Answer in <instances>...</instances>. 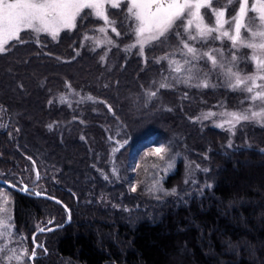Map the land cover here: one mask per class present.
I'll return each instance as SVG.
<instances>
[{"label":"trees","instance_id":"16d2710c","mask_svg":"<svg viewBox=\"0 0 264 264\" xmlns=\"http://www.w3.org/2000/svg\"><path fill=\"white\" fill-rule=\"evenodd\" d=\"M78 20L58 39L24 31L25 43L0 53V178L65 205L0 184L12 193L15 229L31 242L35 224L61 225L70 214L36 235L34 264H264V128L196 119L235 107L241 92L214 73L209 87H196L186 66L177 73L156 58L157 42L144 58L93 48L83 35L100 20ZM176 27L159 42L179 45ZM111 136L120 144L113 155ZM160 144L176 156L161 183L176 190L169 195L146 186Z\"/></svg>","mask_w":264,"mask_h":264},{"label":"snow or ice","instance_id":"6c2138e0","mask_svg":"<svg viewBox=\"0 0 264 264\" xmlns=\"http://www.w3.org/2000/svg\"><path fill=\"white\" fill-rule=\"evenodd\" d=\"M214 2L217 0H0V53L8 50L6 45L11 41L25 43L21 38V33L24 31L34 33L37 40H39L41 33L58 39L61 31L76 28L77 19H83L88 15H93L104 21V26L98 29L99 32L106 33L111 28V31L119 36L120 32L117 31L115 22L109 19L106 5L112 9H117L121 7L122 3H125L128 15L136 21V27L133 29L136 41L131 47L139 45V55H144L145 45L160 41L161 38L172 32L179 22L183 26L184 33L180 40L183 46L181 54L185 57H191V59L186 58L184 64L191 65L192 60L206 58L211 62L213 69L221 68L224 70V75L229 81L227 84L229 89L250 94L248 99L253 102V105L257 101L264 104V83H257V81H264V0H256L255 3L251 4L250 0H228V3L221 9L213 8ZM233 3L239 5L238 10L232 8ZM202 9L207 10L209 15L215 16L214 26L204 23ZM225 9L236 11L235 16L225 19ZM85 10L90 11L86 12ZM250 11L258 14L255 19L259 20V27L262 30L254 31L248 28L245 21ZM225 25H228L232 31L225 30ZM242 29H245L252 41L258 38L260 42L244 41L241 37ZM193 30L195 35L192 34ZM175 34L177 37L182 35L180 32ZM225 38L231 41L233 48L242 47L253 51L249 58L255 65V71L252 74L242 76L239 71H233L232 67L225 68L224 64L214 55V53L219 52L222 56L223 52L220 49H210L208 52L200 53L196 47L190 44V42L206 44L209 40H223ZM109 42L111 41L109 40ZM237 60L238 57L233 54L232 61L236 62ZM170 63L176 65L175 72L182 71L183 65L178 61H171ZM169 86L168 84L160 85L161 88ZM209 86L207 79L196 85V87L205 88ZM149 95L155 96L156 93L151 92ZM88 99H92V97H88ZM61 102H65L64 97H61ZM217 115L226 117L217 124V127L228 130L234 129L241 122L252 121L264 125V107H261L259 111L251 110L250 106L244 112L225 111L219 114L208 112L203 118L208 119ZM196 119H200V117ZM171 151L170 145L160 144L151 149L149 154L157 157L159 161H164L166 163L164 171L167 172L174 166L173 158L170 155ZM152 167L157 168L159 164H153ZM197 167L199 166L197 165ZM133 170L135 171V168ZM205 171L207 170L205 169ZM113 172L115 173V169ZM37 179H39L38 172ZM21 190L27 191V185H24ZM131 190L135 191V186ZM151 190L162 192L164 195L176 191L175 189H172L171 193L165 191L160 187L159 181L154 182ZM36 195H41V193L37 192ZM0 211L3 209L0 208ZM4 226V223L0 221V227ZM39 230L44 231L45 229ZM2 251L3 249H0V252ZM23 257H27L29 261H34L36 258L35 248L31 250L30 254L29 250L25 249L22 256L15 255L13 251V255L7 259L11 264L13 259L21 261Z\"/></svg>","mask_w":264,"mask_h":264},{"label":"rangeland","instance_id":"374dc122","mask_svg":"<svg viewBox=\"0 0 264 264\" xmlns=\"http://www.w3.org/2000/svg\"><path fill=\"white\" fill-rule=\"evenodd\" d=\"M256 0H250L251 3H255ZM228 3V0H217V2H214L212 7L216 9L224 8V6ZM239 5L236 3H233L232 8L235 10H238ZM107 12L109 19L114 21L117 27V31L120 32V35L117 36L114 32L111 31V28L107 30L106 33L99 32L98 29L104 26V21L100 20L99 23H96L95 25H91L90 30L83 35L85 39H88L91 43L92 47L96 48H110L113 46H121L120 49H123L124 51L128 53H133L134 51L139 53V45H136L135 47H131L133 44H135L136 37L134 35L133 29L136 27V21L131 18L127 13V6L125 3L121 4L120 8L115 9L114 11L112 8L106 5ZM122 10L120 15L116 14L118 10ZM202 14L204 15V23H206L209 26H214L215 24V16L209 15L208 11L205 9L201 10ZM226 15L225 19H230L232 16H235L236 11H232L229 9H225ZM123 13V15H122ZM115 15L117 17H115ZM122 15V18H121ZM258 16L256 13H252L251 11L248 13L246 17L245 23L247 24L248 28H251L254 31L262 30L259 27V20L255 19V17ZM95 17V16H93ZM96 18V17H95ZM121 18V21L123 23L121 24L119 22ZM98 19V18H97ZM77 24L81 25V21L77 19ZM180 25V28H179ZM124 28H123V27ZM179 28V31L182 35L181 37H177L178 41H180L183 38V26L181 24H178L176 29ZM225 30L232 31L231 28H229L228 25H225ZM125 33L127 36L126 38H129L124 43H121L123 40L120 39L122 36V33ZM34 34V33H33ZM42 34V33H41ZM193 35H195V31L193 30ZM35 35V34H34ZM241 37L246 42H256L259 43V39L257 38L255 41H252L250 39V36L246 33L245 29L241 30ZM109 40L111 42H109ZM168 43L170 44L169 47L163 45L161 42H165L161 38V42H157L155 44V47L159 50L156 53V58L158 60H166L168 63V66L171 68H175L176 65L174 63H170L171 61H178L181 65H183V68L185 66L187 67V72L184 71L186 80L192 79L194 81V84H200L202 80L207 79L208 83L210 84V78L209 75L211 73L216 74L220 81L227 86L228 84V78L224 75V70L221 68H215L213 69L212 64L210 61H208L206 58L199 59V60H192L191 65L184 64V60L191 59V57H185L181 54L182 44H177L175 40L167 39ZM191 46H194L198 49L200 53L208 52L210 49H220L223 52V55L221 56L219 52L214 53V55L217 56L218 60L221 61V63L224 64L225 68L232 67L233 71H239L241 75H249L252 74L255 71V65L253 62L249 60V58L252 56L253 51L248 48H242L237 47L233 48L231 41L228 39L223 40H209L206 44L201 42H190ZM148 45V44H147ZM145 45V46H147ZM144 46V48H145ZM161 50V51H160ZM165 50V51H162ZM168 50V51H167ZM173 50L171 53L168 54L169 51ZM155 51V52H156ZM178 52V53H177ZM180 54L179 57H175L174 55ZM235 54L238 57V60L236 62L232 61V55ZM104 56V54H102ZM146 57L145 55L142 56V58ZM248 62L251 65V68L249 67L248 70L244 68H240L241 65ZM209 79V80H208ZM257 83H264V81H257ZM239 91V90H237ZM241 92V97H239L238 105L235 107L230 108H218L216 110H210V111H204L200 114L199 120H209L213 125L219 124L222 119H226V117H221L219 115L210 117L208 119H204V115L208 112H214V113H222L225 111L232 112H244L246 109H249L251 106V110L253 111H259L261 107H264V104H261L259 101L255 102L253 105V102L248 99V96L250 94ZM243 123V124H242ZM254 125L264 128V125L252 122ZM245 122H241L238 124L240 127H244ZM116 134L118 133L117 130H115ZM110 140L115 144L116 147L112 148V155L114 154L115 150H117L120 146V144L117 142L116 138L114 136L110 137ZM159 145H156L155 147H158ZM118 151V150H117ZM171 157L173 158V168L170 171L165 172L164 169L166 167V163L164 161H159L157 157L151 155L149 161L146 163V169H147V175H146V186L148 189L153 188V184L155 181H159L160 187H162V180L175 168L176 164V156L173 155L172 151L170 153ZM134 163L131 162V168L134 166ZM153 164H159V167L153 168ZM248 163H243V167H248ZM34 189H36L34 187ZM155 192V191H152ZM0 208L3 209V211H0V221L4 223V227H0V249H3L2 252H0V264H9V261L7 257L13 255V251L15 252V255L22 256L25 249L29 250V254L32 250V245L30 240L28 239V234L25 231H19L15 229V225L13 222V213H12V193L11 191L6 187H0ZM34 228H39V224H35ZM248 259H251L256 262V257L251 255L248 250H246ZM11 264H31V262L28 260L27 257H23L21 261L12 260Z\"/></svg>","mask_w":264,"mask_h":264},{"label":"water","instance_id":"95a60500","mask_svg":"<svg viewBox=\"0 0 264 264\" xmlns=\"http://www.w3.org/2000/svg\"><path fill=\"white\" fill-rule=\"evenodd\" d=\"M0 184L5 185V186H8V187H10L12 190H14V191H17V192H20V193H23V194H27V195H29V196H33V197H41V198H45V199H48V200H51V201H54V202L60 203V204H62V205L65 207V205H64V204H63L58 198H55L54 196H51V195L46 194V193H43V192H39V193H41V195H36V193H37L38 191H32V190L30 189L29 186H27V189H28L27 191H22L21 188H23L24 185L21 186V187H19V186L15 185V184H12L11 182H8V181H6V180L1 179V178H0ZM66 210H67V212H68V216H67V219L65 220V222H64L63 224H61V225H55V226H49V227H47V228L40 227V228L36 229V230L32 233V235H31V242H32V244H33V248H35V250L38 248L37 245H39V244H37V243L35 242V236H36L37 234L42 233V232H47V231H50V230H53V229H56V228H59V227H62L63 225H65L66 223L69 222V220H70L69 209L66 208ZM39 229H45V230H44V231H40ZM49 229H50V230H49ZM40 247H42V246L40 245ZM31 264H34L33 261H31Z\"/></svg>","mask_w":264,"mask_h":264},{"label":"flooded vegetation","instance_id":"af4514ba","mask_svg":"<svg viewBox=\"0 0 264 264\" xmlns=\"http://www.w3.org/2000/svg\"><path fill=\"white\" fill-rule=\"evenodd\" d=\"M39 244H41V242ZM38 249H40V248H38Z\"/></svg>","mask_w":264,"mask_h":264}]
</instances>
